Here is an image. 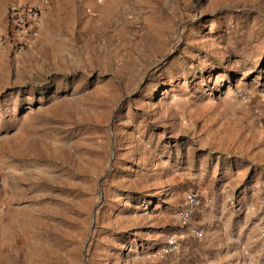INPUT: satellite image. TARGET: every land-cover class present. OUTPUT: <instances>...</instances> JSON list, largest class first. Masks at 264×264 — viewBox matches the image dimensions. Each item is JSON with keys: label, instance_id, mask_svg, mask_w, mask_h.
I'll return each instance as SVG.
<instances>
[{"label": "rangeland", "instance_id": "obj_1", "mask_svg": "<svg viewBox=\"0 0 264 264\" xmlns=\"http://www.w3.org/2000/svg\"><path fill=\"white\" fill-rule=\"evenodd\" d=\"M20 41L1 27L0 264H155L188 193L264 160V0H51Z\"/></svg>", "mask_w": 264, "mask_h": 264}, {"label": "crops", "instance_id": "obj_2", "mask_svg": "<svg viewBox=\"0 0 264 264\" xmlns=\"http://www.w3.org/2000/svg\"><path fill=\"white\" fill-rule=\"evenodd\" d=\"M12 5L0 0V30L8 25ZM251 167L240 169L239 175L229 180L230 189L221 186L213 194L202 193L193 220L168 235L177 240L179 250L153 263L264 264V160L255 163V172L244 184ZM241 185L238 201L233 202L232 190L236 192Z\"/></svg>", "mask_w": 264, "mask_h": 264}, {"label": "built area", "instance_id": "obj_3", "mask_svg": "<svg viewBox=\"0 0 264 264\" xmlns=\"http://www.w3.org/2000/svg\"><path fill=\"white\" fill-rule=\"evenodd\" d=\"M51 0H40V2H26L23 4H13L9 8L8 26L9 34L17 41V44L22 46L25 43L20 41L32 42L37 38L39 28L42 21L43 11L46 6L50 4ZM3 180L0 177V185ZM200 205V197L196 191L188 193L185 204L180 210V217L185 221H189L195 213L197 207ZM179 250V243L174 237H170L167 242L166 251L177 252Z\"/></svg>", "mask_w": 264, "mask_h": 264}]
</instances>
